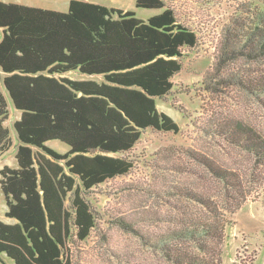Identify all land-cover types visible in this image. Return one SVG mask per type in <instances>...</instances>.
<instances>
[{"label": "trees", "instance_id": "obj_1", "mask_svg": "<svg viewBox=\"0 0 264 264\" xmlns=\"http://www.w3.org/2000/svg\"><path fill=\"white\" fill-rule=\"evenodd\" d=\"M242 5L227 29L221 59L257 63L232 79L241 90L264 97V3ZM136 7L162 12L145 21L133 11L77 0L67 12L0 1V67L21 113L14 124L18 168L0 171L5 217L14 221H0V264H74V244L98 228L84 195L132 173V153L145 131L180 133L158 101L173 92L181 60L198 46V34L167 0H136ZM8 114L0 93V126ZM212 119L208 127L216 135L264 164V135L257 128L236 117ZM3 132L5 148L9 133ZM51 141L67 145L68 152L49 147ZM211 170L225 197L176 188L171 197L191 205L173 206L167 231L151 236L124 217H112V223L136 233L163 264H220L228 216L247 198L237 172Z\"/></svg>", "mask_w": 264, "mask_h": 264}, {"label": "rangeland", "instance_id": "obj_2", "mask_svg": "<svg viewBox=\"0 0 264 264\" xmlns=\"http://www.w3.org/2000/svg\"><path fill=\"white\" fill-rule=\"evenodd\" d=\"M109 1L111 4L113 0ZM116 1L145 21L162 12L138 9L136 0ZM255 1L264 3V0H167L179 20L199 37L198 46L185 51L182 70L173 79V92L158 101L159 110L174 119L180 133L145 131L132 153L135 160L132 173L84 195L97 214L98 228L86 242L74 244V264H163L158 252L153 253L136 233L115 226L110 218H127L137 225L136 230L151 236L165 232L169 229L167 220L174 214L171 209L179 202L171 197L176 188L216 200L225 197L223 183L211 170L217 167L230 168L239 174L247 198L241 210L228 216L230 226L221 248L220 264H264V164H258L252 155L232 146L208 127L213 115L222 119L236 117L264 135V97L241 90L232 79L239 71L255 68L257 63L239 57L225 62L221 59L227 29L233 28L231 22L242 4L249 6ZM261 66L264 69V62ZM72 77L85 79L78 74ZM11 112L16 114L13 108ZM8 127L15 138L13 124ZM48 146L60 153L69 150L59 141H51ZM179 204L191 205L186 198ZM5 211L0 187V221L13 223L6 219ZM155 218L158 220L150 221Z\"/></svg>", "mask_w": 264, "mask_h": 264}, {"label": "crops", "instance_id": "obj_3", "mask_svg": "<svg viewBox=\"0 0 264 264\" xmlns=\"http://www.w3.org/2000/svg\"><path fill=\"white\" fill-rule=\"evenodd\" d=\"M0 1L4 3L18 4V5H24V6L41 8V9H46V10L58 11V12H67L69 10L70 3L73 0H0ZM77 1L90 2V3L105 6L107 8H114V9H120V10L126 11L122 7L119 6V3H117L116 0H113L111 4L109 3L111 2L109 0L108 1L106 0H77ZM1 38H2V33L0 30V41H1ZM5 77H6V74L3 72V70L0 67V93L5 97V99L8 102V112H9L7 120L3 122L2 126H0V137L4 135L3 134L4 130H7L9 133L7 139H5L7 142L5 148H4L5 141H0V162L4 161L3 162L4 166L0 167V171L6 166H9L11 168H18V162H17L16 155L18 152L19 142H18L15 130H14V133H15V138H14L8 126H9V123H12L14 127L15 122L19 120L21 117V113L17 111L15 107L13 106L11 99L9 97V94L4 87ZM11 108L14 109L16 114L12 115ZM2 147L4 148L3 150H1ZM11 150H13L12 153H11ZM15 161L17 162V166L15 164Z\"/></svg>", "mask_w": 264, "mask_h": 264}]
</instances>
